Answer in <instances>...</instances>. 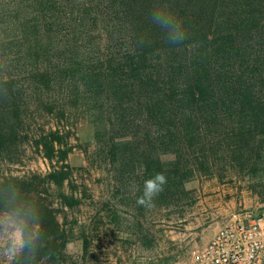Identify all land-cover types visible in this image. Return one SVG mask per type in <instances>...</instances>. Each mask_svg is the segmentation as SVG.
<instances>
[{"label":"trees","instance_id":"16d2710c","mask_svg":"<svg viewBox=\"0 0 264 264\" xmlns=\"http://www.w3.org/2000/svg\"><path fill=\"white\" fill-rule=\"evenodd\" d=\"M10 4L1 44L15 54L0 61V156L31 145L59 165L44 176L0 178V212L28 220L32 239L11 264H67L73 229L82 241L79 260L89 255V221L67 230L65 217L60 223L43 199L53 187L63 214L81 205L65 164L70 128L80 121L94 126L98 148L107 147L114 164L135 174L139 213L147 208L137 199L156 173L167 183L152 207L170 208L199 168L209 171L205 152L228 144L223 136L235 145L264 143L257 139L264 135V0ZM156 6L183 20L184 44H168L149 22ZM12 67L21 72L12 74ZM45 119L47 128L37 130ZM164 154L173 160L162 162ZM130 182L121 180L115 191Z\"/></svg>","mask_w":264,"mask_h":264},{"label":"rangeland","instance_id":"374dc122","mask_svg":"<svg viewBox=\"0 0 264 264\" xmlns=\"http://www.w3.org/2000/svg\"><path fill=\"white\" fill-rule=\"evenodd\" d=\"M11 10L10 0H0V61H12L15 54L13 48L1 44L13 16ZM13 68L12 74L21 72ZM46 122L49 120L40 121L37 130L47 128ZM100 137L104 144L103 133ZM223 138H230L228 144L225 140L220 147L205 152L209 171L199 168L201 171L184 184L188 193L178 199L176 206L151 207L139 213L134 204L135 174L114 164L107 147L98 148L90 122L73 125L67 138L65 164L72 171L75 196L81 205L63 214L53 187L43 196L60 223L65 217L67 230L74 228L76 220L89 221L91 226L89 255L85 261L79 260L82 241L73 229V239L65 246L67 264H195L212 235L232 214L244 210L264 212V143L235 145L232 136ZM257 139H264V135ZM8 154L0 156V178L44 176L59 167L56 162L46 161L31 145H25L16 156ZM160 160L166 163L173 156L164 154ZM121 180L125 184L131 180L130 188L115 191ZM64 192L70 194L69 190ZM8 243L7 233L0 228V264H11L14 258L9 260L5 255Z\"/></svg>","mask_w":264,"mask_h":264},{"label":"built area","instance_id":"2783aa9c","mask_svg":"<svg viewBox=\"0 0 264 264\" xmlns=\"http://www.w3.org/2000/svg\"><path fill=\"white\" fill-rule=\"evenodd\" d=\"M195 264H264V212H236L212 235Z\"/></svg>","mask_w":264,"mask_h":264},{"label":"clouds","instance_id":"9594fccd","mask_svg":"<svg viewBox=\"0 0 264 264\" xmlns=\"http://www.w3.org/2000/svg\"><path fill=\"white\" fill-rule=\"evenodd\" d=\"M149 22L157 27L163 34L168 44L179 46L188 39L183 20L165 6H156L148 16ZM167 178L163 173H156L144 183L143 195L137 199V204L145 208L153 206V200L164 190ZM0 228L8 235L9 243L5 249V255L12 259L25 249L32 246V239L28 235V220L19 213H11L0 216Z\"/></svg>","mask_w":264,"mask_h":264}]
</instances>
